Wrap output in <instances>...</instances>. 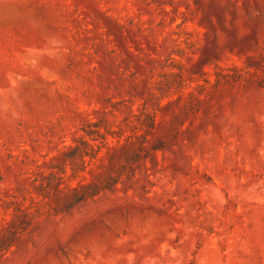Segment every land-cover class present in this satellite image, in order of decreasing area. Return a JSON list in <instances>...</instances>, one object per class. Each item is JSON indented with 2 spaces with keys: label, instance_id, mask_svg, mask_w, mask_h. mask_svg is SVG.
<instances>
[{
  "label": "rangeland",
  "instance_id": "1",
  "mask_svg": "<svg viewBox=\"0 0 264 264\" xmlns=\"http://www.w3.org/2000/svg\"><path fill=\"white\" fill-rule=\"evenodd\" d=\"M0 264H264V0H0Z\"/></svg>",
  "mask_w": 264,
  "mask_h": 264
}]
</instances>
